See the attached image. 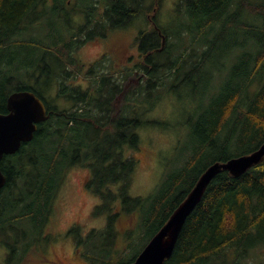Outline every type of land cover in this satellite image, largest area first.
I'll use <instances>...</instances> for the list:
<instances>
[{
	"label": "trees",
	"instance_id": "trees-1",
	"mask_svg": "<svg viewBox=\"0 0 264 264\" xmlns=\"http://www.w3.org/2000/svg\"><path fill=\"white\" fill-rule=\"evenodd\" d=\"M54 1L57 5L49 7L47 0H0V113L11 93L31 91L45 102L49 115L31 142L2 161L7 184L0 194V247L7 251L5 264H22L28 254L49 246L56 201L68 171L79 166L89 172L86 189L100 200L96 215L107 219L105 248L87 247L83 257L89 264H130L210 166L252 154L264 144V0H180L176 13L182 7L186 13L178 32L160 24L164 0H90L85 21L106 34L145 20L137 37L144 60L133 81L134 70L113 75L101 60L85 71L76 57L85 27L70 22L67 0ZM47 8L64 10L67 34L59 28L53 32L49 23L53 43L23 39L41 19L38 10ZM233 29L243 39L219 53L220 41ZM184 37H190L189 44ZM238 49L220 92L198 100L204 91L201 73L214 64L215 54L226 57ZM53 94L63 104H56ZM169 94L198 102L195 110L182 108L194 120L191 153L169 186L133 198L136 156L142 148L138 130L168 126L146 116ZM175 126L184 128L179 122ZM69 234L82 239L79 227ZM139 242L144 247L129 258ZM260 253L264 255V160L240 177L223 171L214 178L165 264H250ZM118 254L128 261H114Z\"/></svg>",
	"mask_w": 264,
	"mask_h": 264
},
{
	"label": "rangeland",
	"instance_id": "rangeland-1",
	"mask_svg": "<svg viewBox=\"0 0 264 264\" xmlns=\"http://www.w3.org/2000/svg\"><path fill=\"white\" fill-rule=\"evenodd\" d=\"M89 1L80 0V3L82 6H87ZM69 2L70 5L67 7V10H70V22L73 25H78L80 21H85L86 18H81L80 12L73 13L78 0H69ZM179 2L180 0H164L159 19L161 21L160 24L166 30L178 32L180 23L185 21L183 14L186 13V8L182 7L179 14L176 13V11H179V8L176 9ZM49 10L50 8H47L45 11L38 10L39 16H42L41 19L31 24L27 32L22 35L23 39H45L49 43H53V36L49 31V23L53 32L59 28L63 35L67 34V25L62 14L63 11L49 12ZM245 19H250L248 14ZM140 25H145L143 18L126 31L122 30L120 31L121 33L112 31L113 33L110 34L108 39L92 40L82 44L81 48L76 52V57L84 66L85 71L93 63L100 60L104 61L105 72H114L117 75L118 73L123 74L130 71L133 68V64L137 61L140 63L142 58L137 44ZM152 28V24L146 27L149 31ZM236 32L239 34L236 29H233L228 33L226 41H220L219 53L222 54L223 51L228 50V46L234 45L235 41L243 39V35L242 38L240 36L237 38ZM74 33L75 31L72 29L70 34ZM48 36H50V39ZM189 39L190 37L183 38L186 44H189ZM240 52V49L233 50L228 56H224L225 58L218 52L215 54L213 58L214 64H208V68L201 73V76L204 77L202 84L204 91L202 92V97L198 100L220 92L221 84L226 80L230 68L238 59ZM23 56L26 58V53H23ZM223 65H225L224 68ZM16 70L14 69L13 71ZM208 73L213 75L214 78H210ZM81 83H84L83 80ZM39 84L41 85V83ZM190 91L192 92V90ZM53 97L56 104H63L55 100L56 94H53ZM206 103L205 101L204 104ZM197 105L198 102L196 100L194 102L191 99L180 101L175 94H169L154 111L146 116L147 120L151 119L153 121L168 123V126L146 125L138 130L142 148L136 156L139 164L134 173L130 191L133 198H146L156 191L159 192L163 185L169 186L171 179L178 175L181 170L180 167L183 166L184 162L188 159V155L191 153L192 136L195 135L193 130L190 129V125L192 124L190 122H194V120L190 116L184 115L182 108L187 106L192 111L197 108ZM195 119L197 121V117ZM178 122L184 128L175 126ZM88 177L89 172L83 167H73L68 171L65 184L56 201L50 228L47 230L52 237L49 246L44 251L28 254L26 261L22 264H89L83 257V254L87 252V247L91 248L99 245L105 248L104 232L106 230L107 219L103 215L97 216L94 213L100 200L86 189L85 185ZM129 226L130 222L129 225L126 223L121 231L123 232ZM73 227H79V236L82 237L79 241L75 239L73 234H69ZM93 229L96 230L94 231L95 233L88 238L87 235ZM138 236L139 232L135 237L137 238ZM121 241L119 244H121ZM77 245L79 251L76 250ZM143 247L144 242L136 243L135 247L131 250L132 254L129 258L134 256ZM5 256H7V251L0 247V264H5ZM120 257V254L114 255L113 260H120ZM129 258L126 257L124 260L121 258L120 261H128ZM258 262L264 264V255L262 253L252 257L249 261L250 264H257Z\"/></svg>",
	"mask_w": 264,
	"mask_h": 264
},
{
	"label": "water",
	"instance_id": "water-1",
	"mask_svg": "<svg viewBox=\"0 0 264 264\" xmlns=\"http://www.w3.org/2000/svg\"><path fill=\"white\" fill-rule=\"evenodd\" d=\"M165 41L162 35L163 45ZM7 107L9 114H0V194L7 184V178L1 169L4 157L16 154L23 144L31 142L38 125L49 119L45 102L31 91L14 92L8 98ZM263 160L264 144L252 154L210 166L159 232L130 264H165L174 252L187 219L202 201L214 178L223 171H228L233 177H240Z\"/></svg>",
	"mask_w": 264,
	"mask_h": 264
},
{
	"label": "flooded vegetation",
	"instance_id": "flooded-vegetation-1",
	"mask_svg": "<svg viewBox=\"0 0 264 264\" xmlns=\"http://www.w3.org/2000/svg\"><path fill=\"white\" fill-rule=\"evenodd\" d=\"M67 2L69 3L68 5H70V2L69 0H67ZM49 7H53L54 5H57L56 1L54 0H47V3H46ZM87 7L88 6H82L81 3H80V0H78V3H77V6L74 8L75 10L73 11V13H77V12H80L82 17L81 18H86V15H87V12H89V10H87ZM44 10V9H43ZM66 11H70V10H67L65 9ZM100 11V10H99ZM101 14L104 13V11L101 10L100 12ZM64 15V10H63V13ZM69 15V12L67 13ZM70 16V15H69ZM80 25H82L83 27H85V31H84V34H83V43H87L89 41H94V40H98V39H108L110 34L113 33L112 31L109 33H105V29L103 28H99L98 30H96L95 27H93L92 25V22H90V20H88L87 22L86 21H83V22H79L78 25L74 24L75 27L79 28ZM103 37V38H102ZM112 44V43H111ZM81 48V46L79 47V49ZM138 50H139V53L141 55V52H140V49H139V46H138ZM141 58H142V55H141ZM144 60V58H142V61ZM141 61V62H142ZM138 61L136 63L133 64V68L131 70H134L133 71V74L132 76L130 77V79L133 81V79H136L137 78V75L140 74V70L138 68L139 64ZM111 74L113 75H117L116 73L114 74V72H112ZM120 73H118L119 75ZM121 75V74H120ZM120 77V76H119ZM14 93V92H13ZM11 93V94H13ZM10 94V95H11ZM9 98V97H8ZM8 101V99H7ZM0 114H4V115H7L9 114V110H8V107H6V111L4 113H0ZM56 258V256H54ZM53 260V259H52Z\"/></svg>",
	"mask_w": 264,
	"mask_h": 264
}]
</instances>
